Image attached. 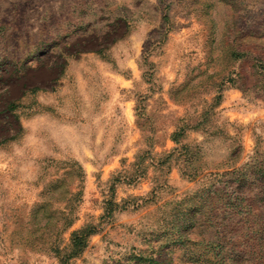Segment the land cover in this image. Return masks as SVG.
<instances>
[{
    "label": "rangeland",
    "instance_id": "374dc122",
    "mask_svg": "<svg viewBox=\"0 0 264 264\" xmlns=\"http://www.w3.org/2000/svg\"><path fill=\"white\" fill-rule=\"evenodd\" d=\"M229 15L0 0V264H264L263 216L230 211L233 172L264 171V36L211 60ZM207 209L222 224L201 227Z\"/></svg>",
    "mask_w": 264,
    "mask_h": 264
},
{
    "label": "trees",
    "instance_id": "16d2710c",
    "mask_svg": "<svg viewBox=\"0 0 264 264\" xmlns=\"http://www.w3.org/2000/svg\"><path fill=\"white\" fill-rule=\"evenodd\" d=\"M244 1L245 0H224L230 9V19L227 20L226 25L218 32V36H222L221 41L223 44H220V39L211 43V47L219 51L215 57H211V60L218 58L219 55L226 59L242 57L252 52V49L245 45L242 46L241 43L238 42L239 39L246 36L254 38L264 36V6L254 13H249ZM229 70L230 69H228L226 73ZM225 75H220V83ZM220 90L218 85V89L215 92L219 94ZM216 97H218V95ZM233 174H235L233 183L236 185L235 187L238 189L239 194H236V199L231 203L230 211L235 215L243 213L239 215L240 219L236 221V223L243 219L247 220L249 216L262 215L264 218V171L258 170L257 173L252 169L250 172L245 173L240 171L239 173L233 172ZM257 188L260 190H256ZM254 190L255 192H253ZM246 192L254 196L258 195L259 197H257L256 201H253L250 199V194ZM207 211V217L205 221L200 224L201 227L205 224L206 229H211L214 226L222 224L221 220V222H218L216 216H212L213 213H211V211L208 209ZM262 226L264 228V225ZM90 233L91 231L85 227L73 231L70 237V252L65 258L76 255L85 246L86 238ZM230 244L229 242V245ZM231 246H234V243L231 244ZM203 256H205V254ZM201 258V255H195L191 260L201 263L207 256H205L204 259ZM60 259L62 260L64 258L61 257Z\"/></svg>",
    "mask_w": 264,
    "mask_h": 264
}]
</instances>
